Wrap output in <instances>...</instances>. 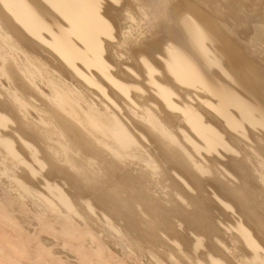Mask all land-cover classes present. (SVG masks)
<instances>
[{
    "label": "bare ground",
    "instance_id": "obj_1",
    "mask_svg": "<svg viewBox=\"0 0 264 264\" xmlns=\"http://www.w3.org/2000/svg\"><path fill=\"white\" fill-rule=\"evenodd\" d=\"M0 264H264V0H0Z\"/></svg>",
    "mask_w": 264,
    "mask_h": 264
},
{
    "label": "rangeland",
    "instance_id": "obj_2",
    "mask_svg": "<svg viewBox=\"0 0 264 264\" xmlns=\"http://www.w3.org/2000/svg\"><path fill=\"white\" fill-rule=\"evenodd\" d=\"M110 62V61H109ZM158 70L159 71H161V69H159L158 68ZM214 129L216 128V127H213ZM217 129V128H216ZM189 144V143H188ZM190 145V144H189ZM230 148H232L231 146H229V148L227 149V150H229V153H230V151L232 152L233 151V149H231L230 150ZM188 149H190L191 150V147H188ZM198 149H199V154H203L204 152H205V149H204V147L201 145L200 147H198ZM218 149L221 151H223L224 152V149L222 148V147H218ZM227 150H225V152L224 153H226L227 152V154H229L228 153V151ZM199 173H201V172H199V171H197V174L199 175ZM184 183V185H185V187L187 188V189H190V192H192V186H193V183L192 182H190V181H185V182H183ZM212 195V197L214 198V199H217V210H219V211H221L223 214L225 213V211H230V208L232 207L231 205H230V202H228L225 198H224V196H222L221 194H219V193H217V191L216 192H214V190H213V194H211Z\"/></svg>",
    "mask_w": 264,
    "mask_h": 264
}]
</instances>
